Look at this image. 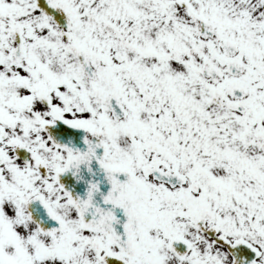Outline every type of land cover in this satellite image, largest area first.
Segmentation results:
<instances>
[{
    "label": "snow or ice",
    "instance_id": "snow-or-ice-1",
    "mask_svg": "<svg viewBox=\"0 0 264 264\" xmlns=\"http://www.w3.org/2000/svg\"><path fill=\"white\" fill-rule=\"evenodd\" d=\"M0 264H264V0H0Z\"/></svg>",
    "mask_w": 264,
    "mask_h": 264
}]
</instances>
